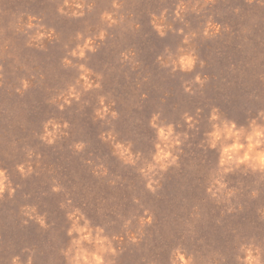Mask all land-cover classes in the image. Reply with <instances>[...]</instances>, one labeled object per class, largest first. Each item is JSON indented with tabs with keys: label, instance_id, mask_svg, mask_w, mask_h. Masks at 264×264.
Listing matches in <instances>:
<instances>
[{
	"label": "rangeland",
	"instance_id": "obj_1",
	"mask_svg": "<svg viewBox=\"0 0 264 264\" xmlns=\"http://www.w3.org/2000/svg\"><path fill=\"white\" fill-rule=\"evenodd\" d=\"M77 2L84 4L82 16L61 14L64 0H0V169L14 189L0 195V264L17 256L18 264L29 257L31 264H68L67 214L74 209L117 237L118 255L107 257L114 264H172L178 248L192 264H241V245L248 244L260 249L264 264V171L241 165L220 176L219 148H209L205 135L213 109L238 127L247 129L253 119L264 124V0H116L119 7L113 0ZM106 12L117 23L109 26ZM162 13L163 37L152 24ZM30 17L54 37L29 46L37 31L27 28ZM209 23L219 31L205 35ZM101 31L105 38L95 40L96 51L68 57L71 66L63 63ZM180 49L196 56L193 71H172L168 58L178 59ZM80 64L99 88L76 85ZM72 85L80 100L60 110L63 101H52ZM101 107L109 110L103 120L96 115ZM185 113L195 127L189 129ZM153 115L188 133L175 150L177 164L153 177L159 181L155 192L140 172L153 162L158 142ZM49 120L63 133L52 144L41 139ZM109 132L115 139L102 140ZM78 143L84 148L77 150ZM116 143L139 154L134 165L116 154ZM19 165L31 167V174L21 175ZM218 178L226 187L213 197L208 189ZM26 207L35 208L33 216H42L47 227L25 216Z\"/></svg>",
	"mask_w": 264,
	"mask_h": 264
},
{
	"label": "clouds",
	"instance_id": "obj_2",
	"mask_svg": "<svg viewBox=\"0 0 264 264\" xmlns=\"http://www.w3.org/2000/svg\"><path fill=\"white\" fill-rule=\"evenodd\" d=\"M113 7H119L116 0H113ZM84 4L82 2H77V0H64L63 6L58 9L61 14L71 15V16H82ZM66 9H72V11L67 12ZM184 11L183 5H179L176 9V16L180 17L181 13ZM35 19L34 17L29 18V23L27 28H37L36 33L30 38L29 46H32L33 42H42L44 39H52L54 37L53 30H44L42 24L34 25L31 21ZM102 19L109 23V26L117 23L113 18L111 13H104ZM163 13L160 17L155 15L152 18V24L158 34L163 37L166 35L165 25L162 23ZM215 28L219 31V27L211 23L205 28V35H209V29ZM183 30L181 29V32ZM81 34H77V39H81ZM105 38V33L101 31L97 37H89L84 39L82 44H78L76 48L72 49L68 56L65 57L63 63L65 65L71 66L72 60L68 57H76L83 59L86 52H94L96 48L94 42L96 39L103 40ZM189 40L188 36L184 37V43L187 44ZM184 52L180 55L178 59L172 60L171 57L168 60L171 61L172 71L177 70L182 72L193 71L196 64V56L193 52H185L184 49H180ZM127 58V57H125ZM164 67H168L169 64L164 60V57H158ZM80 76L76 81V85H81L85 91L96 87L99 88V83H94L90 80L91 70L88 69L84 64L78 65ZM195 81L201 86L203 81L200 76L195 77ZM24 88L28 87L27 82H24ZM19 91V89L17 90ZM185 91H191L190 87H186ZM81 93L77 90L75 85L68 88L67 93H62L59 97L53 99V103L56 100H62L63 103L59 104L60 110H63L65 105H71L72 101H79ZM100 104L104 105V98L100 99ZM109 114L107 107H101L97 109L96 115L103 120ZM116 113L112 112L111 116L116 117ZM264 117V113L260 114ZM185 121L188 124L189 129L195 127V122L193 117L185 113ZM211 130L207 132L206 143L211 149L219 148V161L218 170L220 176L233 172L235 169L239 168L241 165L246 166V168L252 171H264V124H259L255 119H253L248 128L238 127L234 121L227 119H221L218 114L217 109H213L210 114ZM150 126L156 131L157 143L155 144V152L152 156V163H149L146 168H141L140 172L148 178L147 187L155 192L159 187V181L153 179L158 172L166 171L170 166L176 165L178 160V154H176L177 149L183 144L185 140L188 139V133H178L172 124H163L159 122V116L153 115L150 120ZM51 127V131L49 130ZM68 124L64 123L63 128H67ZM58 134H63L61 131V125L49 120L44 125V134L41 137L42 140L46 141L48 144H52L57 138ZM183 137V139H182ZM102 140H114L112 133L109 132L106 135L101 134ZM77 150L84 148L83 143H78L75 145ZM116 154L126 163L135 164L136 159L139 154L133 156L131 151V145H124L122 143L115 144ZM18 170L23 176L30 175L32 172L31 167L25 169L24 165H19ZM218 186V187H217ZM226 185L222 182V179H215L213 185L209 187L208 191L213 197L217 196L218 193H222ZM8 192L9 196L14 193V189L8 182V177L6 175V170L0 169V195ZM53 191H59V188H54ZM233 193L230 191L228 193L231 196ZM255 195V193H253ZM69 203H71L69 201ZM63 207V205H62ZM36 212L35 208H25L23 213L30 219L35 218L42 227H47L45 220L42 216H33ZM67 218L71 221V226L68 229L67 235L71 237L69 247L64 251V256L66 257L68 264H114L113 260L107 259V257H115L118 255L117 248L113 246V241L117 237L113 236L109 238L104 234V228L100 226L92 227L90 221L85 217V215L79 210L74 209L67 214ZM83 221V223H81ZM145 221L142 219L141 223ZM148 223L151 222V217H148ZM130 223V221L128 222ZM135 241V237H132ZM92 245V249L85 247V245ZM240 252L242 256H238L237 259L241 261V264H261V251L254 244L241 245ZM19 257H13L12 264H18ZM28 264H31V257L28 259ZM172 264H192V257L188 256L187 259L185 254L181 249H176L173 253Z\"/></svg>",
	"mask_w": 264,
	"mask_h": 264
}]
</instances>
